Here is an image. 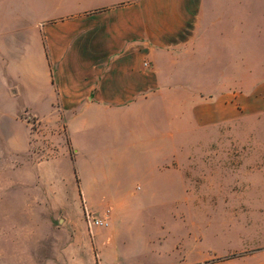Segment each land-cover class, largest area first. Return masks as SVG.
I'll return each instance as SVG.
<instances>
[{
  "label": "crops",
  "instance_id": "obj_1",
  "mask_svg": "<svg viewBox=\"0 0 264 264\" xmlns=\"http://www.w3.org/2000/svg\"><path fill=\"white\" fill-rule=\"evenodd\" d=\"M230 35H264V0H0V143L11 162L20 158L7 169L34 176L37 193L77 187L89 215L102 205L116 217L127 206L119 195L161 192L172 146L182 144L176 120L187 114L174 117L173 97L191 98L202 127L264 101L260 86L222 89L228 72L196 69L204 46ZM194 80L212 82V92L195 95ZM13 187L0 193L29 191ZM109 232L84 241L86 253L98 249L97 264L116 254ZM17 241L0 258L26 257Z\"/></svg>",
  "mask_w": 264,
  "mask_h": 264
},
{
  "label": "rangeland",
  "instance_id": "obj_2",
  "mask_svg": "<svg viewBox=\"0 0 264 264\" xmlns=\"http://www.w3.org/2000/svg\"><path fill=\"white\" fill-rule=\"evenodd\" d=\"M196 64L205 76L228 72L222 89L255 93L260 86L264 95V35H230L220 47L205 45ZM189 89L206 96L212 82L194 80ZM182 109L187 114L176 120L182 144L172 146L170 182L130 201L119 195L127 206L121 203L116 217L102 205L89 215L77 187L35 192L34 176L7 169L20 158L11 162L0 143V189L29 190L0 193V250L21 236L15 247L28 251L20 259L1 257L0 264H97L98 249L86 253L84 241L95 231L106 238V229L118 238L116 254L105 256L111 264H264V101L249 115L211 127L196 125L191 98L180 103L173 97L174 117ZM92 217L108 225L91 224Z\"/></svg>",
  "mask_w": 264,
  "mask_h": 264
},
{
  "label": "built area",
  "instance_id": "obj_3",
  "mask_svg": "<svg viewBox=\"0 0 264 264\" xmlns=\"http://www.w3.org/2000/svg\"><path fill=\"white\" fill-rule=\"evenodd\" d=\"M90 222H91V224H94L97 226L108 225V223L106 221H104L103 219L96 218V217H92Z\"/></svg>",
  "mask_w": 264,
  "mask_h": 264
}]
</instances>
